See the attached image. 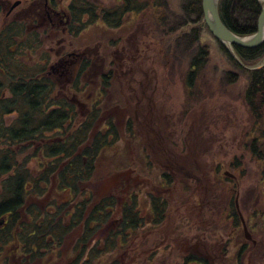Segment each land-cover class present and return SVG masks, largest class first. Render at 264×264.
<instances>
[{"label": "rangeland", "instance_id": "1", "mask_svg": "<svg viewBox=\"0 0 264 264\" xmlns=\"http://www.w3.org/2000/svg\"><path fill=\"white\" fill-rule=\"evenodd\" d=\"M72 1L0 0V28L13 20L36 33L43 43L39 49L51 54L42 62L59 84V95L74 100L82 118L95 108L96 130H110L113 124L118 129L120 139L103 151L94 180L84 187L94 189L99 198L117 200L109 219L112 227L101 229L100 235L119 224L124 204L133 194L144 225L130 231L129 245L105 261L264 264V141H256L262 155L251 149L253 139L261 138L263 125L244 102L248 78L243 74L237 83L229 82V72H240L205 30L201 41L210 47L211 59L191 90L187 76L194 49L185 51L184 43H179L181 35L168 34L170 27L163 24L167 7L128 12L119 28L100 22L72 35L67 29V6ZM87 2L98 11L123 3ZM170 2L177 15L179 0ZM54 10L61 12L62 23ZM171 19L173 25L172 15ZM85 63L90 65L83 69ZM259 65L264 66V59ZM78 72L82 77L77 81ZM16 118L17 114L6 116L5 125ZM33 152L31 148L21 158ZM29 163L39 167L36 157ZM157 196L167 209L164 221L154 224L151 200ZM52 197L32 201L46 208L54 203ZM79 235L80 231L73 234L65 253ZM13 252V246H6L0 264H24ZM49 260L58 264L64 257L51 255L33 264H50Z\"/></svg>", "mask_w": 264, "mask_h": 264}, {"label": "trees", "instance_id": "2", "mask_svg": "<svg viewBox=\"0 0 264 264\" xmlns=\"http://www.w3.org/2000/svg\"><path fill=\"white\" fill-rule=\"evenodd\" d=\"M153 1L159 4L122 0L112 9L98 11L87 0H73L67 6V29L79 35L100 22L119 28L128 12L142 14L150 7H167L169 14L163 24L169 25L168 34H180L179 43H184L185 51L194 49L187 76V86L193 90L199 73L205 71L211 59L210 47L201 41L205 30L210 33L202 0H179L177 15L172 13L170 0ZM263 6L259 0H221L220 14L232 32L246 37L257 33ZM171 15L175 18L173 25ZM41 41L18 21H9L0 28V262L5 247L13 246L14 256L24 264L61 254L64 261L58 264H118L105 259L128 246L133 237L130 231L144 225L137 196L131 195L125 202L121 223L100 235L101 229L112 227L117 200L114 196L99 198L94 189L84 187L94 180L103 151L120 139L118 129L113 124L110 130H96L95 108L88 118H82L74 100L59 95V84L42 62H47L51 54L39 49ZM216 41L232 67L240 72H229V82L237 83L243 74L248 78L244 102L257 123L263 125L261 138L253 139L251 149L262 155L256 141H264V66L259 65L264 59V43L253 49L234 46L241 64L225 44ZM89 65L85 63L83 69ZM81 77L78 72L76 80ZM13 114H17L16 120L5 125L4 118ZM31 148L33 155L21 158ZM35 157L39 159L38 168L29 163ZM50 194H54V203L46 208L32 201L48 199ZM152 199L154 211L165 214L157 208L159 198ZM77 231V242L65 253L64 247Z\"/></svg>", "mask_w": 264, "mask_h": 264}, {"label": "water", "instance_id": "3", "mask_svg": "<svg viewBox=\"0 0 264 264\" xmlns=\"http://www.w3.org/2000/svg\"><path fill=\"white\" fill-rule=\"evenodd\" d=\"M220 1L221 0H202L204 20L214 38L229 47V50L236 59H238V57L234 51V46L248 49L261 46L264 43V6L259 17L257 33L251 36L240 37L224 24L220 14ZM259 1L264 3V0ZM245 233L247 238L251 239L246 226Z\"/></svg>", "mask_w": 264, "mask_h": 264}, {"label": "flooded vegetation", "instance_id": "4", "mask_svg": "<svg viewBox=\"0 0 264 264\" xmlns=\"http://www.w3.org/2000/svg\"><path fill=\"white\" fill-rule=\"evenodd\" d=\"M54 12H55V16H57L59 19H60V23H62L63 21H62V14H61V12L59 13V12H56L55 10H54ZM69 17V16H68ZM69 20H70V17H69ZM54 27H55V25L54 24H52ZM66 98H68V99H70L69 97H66ZM187 176H192V175H190L189 173H187ZM193 177V176H192ZM133 196H134V194H133ZM157 198H159V200H156V203H158V205H157V208H158V210H160V211H162V212H164V213H166V209H167V205H165L166 203H165V201H164V199H161L160 197H158L157 196ZM152 201V211H153V213H154V216H155V218H154V224L155 223H161V222H163L164 221V215L165 214H160V213H157V212H155L154 211V208H153V200H151ZM238 213H239V211H238ZM241 217V216H240ZM244 222V221H243ZM244 229H245V225H244Z\"/></svg>", "mask_w": 264, "mask_h": 264}, {"label": "bare ground", "instance_id": "5", "mask_svg": "<svg viewBox=\"0 0 264 264\" xmlns=\"http://www.w3.org/2000/svg\"><path fill=\"white\" fill-rule=\"evenodd\" d=\"M237 61L242 64L241 60L237 59Z\"/></svg>", "mask_w": 264, "mask_h": 264}]
</instances>
